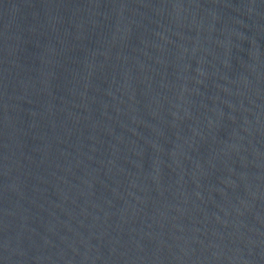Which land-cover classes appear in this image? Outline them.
<instances>
[{"label":"water","instance_id":"1","mask_svg":"<svg viewBox=\"0 0 264 264\" xmlns=\"http://www.w3.org/2000/svg\"><path fill=\"white\" fill-rule=\"evenodd\" d=\"M0 264H264V0H0Z\"/></svg>","mask_w":264,"mask_h":264}]
</instances>
